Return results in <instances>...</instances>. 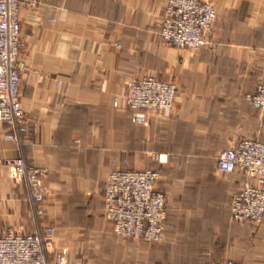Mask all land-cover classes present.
I'll list each match as a JSON object with an SVG mask.
<instances>
[{"label":"crops","instance_id":"obj_1","mask_svg":"<svg viewBox=\"0 0 264 264\" xmlns=\"http://www.w3.org/2000/svg\"><path fill=\"white\" fill-rule=\"evenodd\" d=\"M217 44L189 50L164 42L165 0H55L19 11L28 125L18 146L0 122V233L33 230L27 189L4 158L43 171L51 249L68 264H264V225L230 217L243 176L217 170L218 152L242 138L264 142V111L244 99L264 80V0H204ZM153 76L178 88L170 114L131 120L126 82ZM116 102V104H115ZM115 169H154L167 211L159 243L122 238L102 219V189ZM253 182V180H250Z\"/></svg>","mask_w":264,"mask_h":264},{"label":"built area","instance_id":"obj_2","mask_svg":"<svg viewBox=\"0 0 264 264\" xmlns=\"http://www.w3.org/2000/svg\"><path fill=\"white\" fill-rule=\"evenodd\" d=\"M53 1L0 0V122L8 127L3 138L18 146L25 142L30 129L19 96L23 75L29 71L19 61L23 45L19 11ZM215 18L209 1L165 0L157 33L164 42L177 48L195 51L208 47L214 51L217 44L210 32ZM177 95L176 85L161 78L143 76L126 82L125 102L132 112L131 120L136 123L145 124L149 114L167 117ZM244 99L250 106L264 111V80L257 84L254 93L245 94ZM2 164L14 184L26 187L35 228L9 227L0 233V264H68L66 248L51 249L55 227L42 222L46 201L43 171L23 156L4 158ZM216 167L220 172H239L243 176L230 200L231 219L264 225V142L242 138L233 147L218 152ZM159 178L160 173L152 169H115L107 174L102 189V216L114 234L153 243L163 240L167 211L165 195L156 187ZM205 264L237 262L224 259Z\"/></svg>","mask_w":264,"mask_h":264},{"label":"rangeland","instance_id":"obj_3","mask_svg":"<svg viewBox=\"0 0 264 264\" xmlns=\"http://www.w3.org/2000/svg\"><path fill=\"white\" fill-rule=\"evenodd\" d=\"M102 217H103V216H102ZM102 219L104 220V222L106 223V225L108 226V228H110L109 225H108V223L105 221V219H104V218H102Z\"/></svg>","mask_w":264,"mask_h":264},{"label":"trees","instance_id":"obj_4","mask_svg":"<svg viewBox=\"0 0 264 264\" xmlns=\"http://www.w3.org/2000/svg\"><path fill=\"white\" fill-rule=\"evenodd\" d=\"M152 170H154V169H152ZM155 171H157V170H155Z\"/></svg>","mask_w":264,"mask_h":264}]
</instances>
